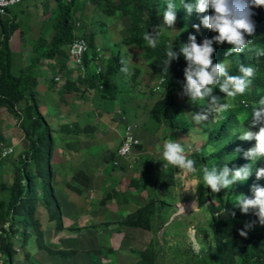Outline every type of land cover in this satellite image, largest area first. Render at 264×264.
Listing matches in <instances>:
<instances>
[{"label":"rangeland","instance_id":"rangeland-1","mask_svg":"<svg viewBox=\"0 0 264 264\" xmlns=\"http://www.w3.org/2000/svg\"><path fill=\"white\" fill-rule=\"evenodd\" d=\"M56 1L35 0L23 3L12 13L11 23L18 26L11 36V72L14 76H18L23 67L26 65L29 67L31 64L32 47L39 36L47 40L53 37L51 23L47 19L55 9ZM113 2L119 4V0H113ZM75 9L78 10L74 11L73 22L74 24L81 22V28L76 30L75 38L84 39L89 44L92 55L99 48L103 55L102 58L94 57L98 59V65L90 62L92 67L88 69L86 78L90 72L92 75L100 68L103 70L101 74L103 78H97L94 84H92L93 81L84 85L80 84L83 73L72 70L68 60L66 71L71 76L68 81L75 79L74 84L77 89L85 94L68 92L62 100L60 96L63 91H66L65 86H59L53 80L56 84L52 86L55 96L40 100L43 115L46 116L49 111L54 118L60 119L58 111L63 107L66 113L62 114L68 119V125H74L76 128L72 127L74 131L68 134L67 131H62L63 129L58 127L59 123H53L54 140L46 148L43 176L36 175V167L33 163H29L28 170L23 171L37 185L31 189L29 196L28 204L31 207L34 205L35 211L30 214V217L32 215L33 222L37 223L36 228L44 229L50 224L46 211L42 207L46 202L47 189L44 185L47 180H50L56 197L61 193L63 195L66 191L63 185H66L67 198L63 201H66L67 205H72L77 200V196L73 195L68 188V185L73 183L67 181L75 179L80 183L78 187L83 191V194L78 195L83 205L86 209H90L87 211L96 212L101 219L100 212L106 211L114 214V221H121L127 215L128 218L133 217L150 204H153L158 211L160 203L164 201L168 206L166 210H163L164 215H162L165 219H169L166 225H163V220V223L154 226V231L125 227L128 231L126 241L130 240L133 244L135 242V246L131 248L127 257L122 256L119 260L120 264H140L143 259V263L147 260V264H150L156 257V264H199L190 252L201 251V240L209 234V221L213 215L211 211L220 209V199H223L226 205L229 191L223 189L219 193H212L210 189L206 192L207 199L204 198L200 202L201 198L196 194L198 180L192 172L183 178L177 177L180 169L171 165L163 169L162 151L163 142L173 139L182 144L186 156L192 159L190 154L201 148L207 140L205 129L210 126L206 123L214 119V114L210 115L209 121L196 125L188 114L199 113L202 108L187 103L185 117L182 118L185 124L168 129L153 120L151 113L163 100L164 92L153 93L159 79L151 75L148 69L150 64L142 57L143 50L130 49L125 45V40L130 38L131 16L121 12L110 13L104 4L86 5L84 0H78ZM165 34L166 31H163L162 35L165 36ZM116 45L119 51L116 49L115 55L112 49ZM116 57L119 58V62L114 64L113 70H110L111 62ZM122 59L128 61L130 74L121 72ZM75 72L81 75L75 76ZM64 75H57L56 78L62 80L66 78ZM177 99L180 103L185 101L182 94H179ZM250 120L252 123V117ZM31 123L30 119L25 118V121H22V117H14L5 107L0 106V264H9L10 261L15 260L19 250L26 245V239L18 240L19 233L24 231L22 222L16 226L19 219L16 215L21 214L23 210L18 208V211L16 210L12 215L8 214L10 193L5 191L3 186L6 183L11 184L13 180V173L7 174L9 166L13 163L20 164V160H25V163L27 161L26 155L30 142L27 141L25 133L30 131ZM127 125L140 144L127 158L119 159L117 150L124 142ZM193 128H196V131L190 135ZM19 138L22 139L21 142L23 141L20 142L21 144ZM9 147H14V153L4 157V149ZM115 161H118V166L113 165ZM171 169L175 170L176 181L173 183L161 180L160 173H169ZM47 187L48 194L52 196L53 191L49 189V185ZM53 199L55 206L59 208V203L54 196ZM194 201L197 205L196 210L192 207ZM76 203L80 204V201L77 200ZM30 206L24 210L27 215H29ZM181 206L184 207V212H180ZM256 211L250 209L247 214H244L239 208L232 206L229 211H222L221 218L232 226L244 227L246 223H251L252 217L258 219ZM69 213L74 212L69 211ZM60 216H62L61 211ZM80 217L76 215V221L79 222ZM92 222L96 220L93 218ZM24 223L27 226V233L32 236L33 234L30 233L32 228L27 216ZM104 228L105 230H99L93 235L96 244L102 247L98 250L99 254H84L85 264H112L113 256L108 253L114 254V257L115 253L112 249L107 252L103 250V247L119 242L120 227H108V230ZM246 231L248 234L263 237L264 241V225L259 223ZM160 250L166 255L162 256ZM136 260L138 262H135Z\"/></svg>","mask_w":264,"mask_h":264},{"label":"trees","instance_id":"trees-1","mask_svg":"<svg viewBox=\"0 0 264 264\" xmlns=\"http://www.w3.org/2000/svg\"><path fill=\"white\" fill-rule=\"evenodd\" d=\"M78 0H72V3L67 5L62 0L56 1V7L51 16L47 19L51 23L53 37L50 40L39 36L38 40L32 47V62L29 67L20 71L18 76H14L11 72L12 68V52H11V36L18 29L17 25H13L12 19L2 20L0 18V106L5 107L14 117H22V121L28 118L32 121L30 131L25 133L27 141L30 142V148L26 156L27 161L20 160V164L13 163L9 166V172L13 173L11 184L3 186L5 191L10 193L7 212L12 215L18 208L23 211L30 205L29 196L31 189L36 187L23 171H27L29 163H33L36 167V175L43 176L45 165L46 148L54 140L51 125L47 122L46 117L39 109L37 100L34 96V91L38 86L39 68L44 61L52 60L55 62L53 71L59 75L65 74L64 77L71 79L70 74L66 71L68 64L67 49L73 43L75 38L76 23L74 24L75 5ZM185 3H192L194 0H184ZM86 5L97 6L104 4L110 13L121 12L124 15L131 16V28L129 29L130 38L125 40V45L130 49L143 50L142 57L145 62L149 63V71L152 76L160 79H165L163 85L164 98L160 101L151 117L158 123H161L168 129L178 127L179 124H185L182 118L185 117V106L187 103L195 107L206 108L210 104V98L193 103L188 96L184 95V103H180L177 97L183 93V84L185 83L184 69L187 67V62L182 55L178 60H173L169 69L164 72L163 64L166 60V52L169 46L173 47V51L179 53L180 46L188 42L189 35H195L197 42L202 43L204 38H212L217 35L211 30L200 25V31L197 32L193 25L200 24L202 16L212 14L209 9L203 14L193 12L189 15L181 4V0H175L177 5V20L172 29H165V36L161 35L159 42L155 48H151L144 40V35L150 32L155 25L162 24L163 11L167 9V0H119V4H115L113 0H84ZM84 6V4H83ZM82 6V7H83ZM255 13L252 17L256 24L255 35L247 37L252 40V43L242 53H233L230 57H225V52L230 49L231 45L224 43L223 45L214 44L215 52L213 55L214 63H223L226 60L227 71L230 75H239V66H252L256 69L255 75L250 78L251 83L243 95H238L235 98H227L226 94L220 92L218 86H214L213 95L220 98L221 103L230 105L229 109L215 122L206 123L210 127L205 129L206 134L205 144L190 154L192 160L195 161V172L193 176L198 180L196 186V194L200 197V202L207 199L206 192L210 188L203 185V169L208 167L222 168L225 164L229 168H237L245 164H252V161L246 160L243 156V151L248 150L255 145V141H241L237 132L232 135V130L244 128L251 131H258V127H251V117L253 107L261 97H264V56H257V51H264V8H253ZM81 23V22H80ZM81 28V27H80ZM175 31V33H172ZM90 49V48H89ZM119 51V48H118ZM91 52V50H90ZM120 53V52H118ZM116 55V54H115ZM99 57V54L92 55ZM86 66L91 67L89 58H86ZM98 59L95 63L98 64ZM119 62V58H114L110 65V70L114 69V64ZM89 69V68H88ZM118 71L116 72V74ZM97 78L102 79V75L91 72L87 76V80L80 79V84L94 82ZM53 85H56L54 82ZM106 86L108 84L106 83ZM104 89V88H103ZM65 90L69 93L84 95L77 89V86L68 81L65 85ZM205 125V124H204ZM72 127H64L68 134H72ZM76 128V127H75ZM213 148L212 151L209 149ZM119 150V149H118ZM117 150V151H118ZM223 162V164H221ZM264 168V158H261L253 165V174L246 182H238L229 189V198L225 205L224 200L220 199V209L212 212V219L209 221V234L201 240L202 248L199 253L191 251L190 254L198 261L199 264H264V241L261 236H254L247 233L246 237L239 235L240 230H246L242 226H232L227 221L221 218L222 211H229L235 204V197L245 195L252 198L251 187L253 184L264 186V179L257 180L255 170ZM159 177L165 182H175V170L171 169L169 173H160ZM22 182L24 184H22ZM46 186V202H44L45 210L52 221L56 220L57 206H55L53 196L48 194ZM49 189H51L49 187ZM52 191V190H51ZM206 196V197H205ZM36 199V198H35ZM34 199V202H35ZM168 208L166 202L162 201L158 211L153 204L141 209L133 217H129L124 222V225L135 229H144L154 231L153 228L159 223L169 222L165 219L163 210ZM18 211V210H17ZM21 212L16 213V226L22 222L25 233L27 234V226L24 223L27 216L30 227L33 225L34 205L30 206L29 215ZM218 215V216H216ZM250 222H255L254 226L259 224V218H251ZM17 231V229H15ZM156 233V231H155ZM160 233V229H159ZM159 233H156L159 235ZM206 241H208L206 243ZM152 248V247H151ZM150 248V249H151ZM162 256L166 253L160 250ZM177 253V252H176ZM187 255V254H185ZM154 257V255H152ZM157 258V257H156ZM153 259L150 264H156L157 259ZM144 259L140 264H147ZM162 264V263H160Z\"/></svg>","mask_w":264,"mask_h":264},{"label":"clouds","instance_id":"clouds-1","mask_svg":"<svg viewBox=\"0 0 264 264\" xmlns=\"http://www.w3.org/2000/svg\"><path fill=\"white\" fill-rule=\"evenodd\" d=\"M187 13L193 12L203 14L209 9L212 14L202 16L200 24L193 25L197 32L200 31V25L211 30L217 35L212 38H204L202 43L197 42L195 35H189L188 42L182 44L179 53L173 51L169 46L166 52V60L163 64L164 72L169 69L173 60H178L182 55L187 62L184 69L185 83L183 84L182 95L188 96L193 103L210 98V104L202 108L199 113L188 114L196 125H201L209 121L210 115L214 114V119H219L226 112L230 105L221 103L220 98L213 95L214 86H218L220 92L226 94L227 98H235L243 95L251 83L250 78L255 75L256 69L252 66H239V75H230L227 71L226 60L223 63H214L213 55L215 52L214 44L231 45L225 52V57L242 53L252 43L247 37L255 35L256 24L253 20V8H264V0H194L192 3H185L181 0ZM177 20V5L175 0H167V9L162 14V24L155 25L152 30L144 35V40L148 46L155 48L163 31L172 29ZM84 43L75 45L84 48ZM257 56H264V51H257ZM121 72L129 73L128 61L122 59ZM251 127H258V131H251L244 128L232 130V135L237 132L241 134L238 139L241 141H255V145L248 150L237 149V152L243 151L246 160L252 161V164H245L237 168H229L225 164L222 168L213 167L203 169V185L210 188L212 193H219L223 189H229L238 182H246L253 174V165L261 158H264V97H261L257 106L253 107ZM196 131L193 128L190 135ZM159 148V146H158ZM212 151V149H209ZM163 169L169 165L174 166L180 171L177 177L183 178L186 174L195 172V161L189 159L185 154V149L179 141L169 139L163 142L162 151ZM256 179H264V168L255 170ZM252 198L239 195L235 197L234 206L239 208L242 213L247 214L250 209H255L259 223L264 225V186L253 184L251 187ZM192 207L196 210L197 205L194 201ZM180 212H184V207H180ZM234 216L235 213L233 212ZM255 222L246 223L244 228L250 229ZM239 235L247 236L246 230H240Z\"/></svg>","mask_w":264,"mask_h":264},{"label":"crops","instance_id":"crops-1","mask_svg":"<svg viewBox=\"0 0 264 264\" xmlns=\"http://www.w3.org/2000/svg\"><path fill=\"white\" fill-rule=\"evenodd\" d=\"M13 9L14 11L12 13L15 12V9H17V7L16 8L14 7ZM116 49L118 51L117 45L114 47V49H112L114 54L115 52H117ZM27 66L28 65L23 67V69H25ZM54 68H55V62L53 65L52 60H48V63L43 62V64L39 68L40 74L38 75L39 76L38 86L34 91V96L35 99L38 101L39 109H41L40 108L41 99L42 100L51 99V97L55 96V93L52 90V86H53L52 83L53 80L56 78V76L59 74L52 70ZM77 75H79L78 72H75V76ZM67 82L68 79L66 77L62 79L61 84L63 85L60 84L58 85L65 86ZM72 83L73 84L75 83V79L74 81L72 80ZM66 95H68V91H63V94L62 96H60V98L64 100ZM64 112L65 111L63 107L59 109L58 115H60V119L57 117L54 118L52 115H50L49 111L46 116L44 115L47 119V122L51 125L53 132L55 130L53 123H59L58 127H61V129H63L62 131H68L67 128L66 130L64 129V127H68V119L66 118V116L62 114ZM21 140L19 141V143L21 142ZM67 182H72L74 184V185L73 184L68 185V188L73 192V195L77 196V200L80 201L81 205L76 203L77 200L74 202V204L72 205L70 204L71 206L67 205L66 201H63L64 198L65 199L67 198L66 185H63L66 188V191L63 192V195L61 193L58 194V196L56 197L54 190L50 185V180H47L46 184L49 185V187L53 191L52 196H54V198H56V200L59 203V208H57L56 211V220L52 221L49 218V215L45 210V207L42 206L46 211V216L50 224L44 227V229H40L37 226L39 228L38 229L36 228L37 223L32 222L34 225L30 227L32 228L30 230V233L33 234L32 236H29L28 233L26 234L25 231L23 232L21 231L22 233L21 232H20L21 234L19 233L20 236L18 237V240L25 241L26 239V245L23 248H21V250H19L20 252L17 255L16 259L10 261L9 264H85L83 262L84 254L98 255L99 254L98 250H101L102 248L101 246L96 244V241L94 240V236H93L94 233L97 234L99 230H105L104 227H106V230H108V227H115V226L120 227V231H119L120 234L118 237L119 242L117 244H112L109 247H103L104 248L103 250L108 252L112 249L113 253H115V257L114 254L108 253V255L113 256L112 264H120L119 260H121L122 256L125 257L128 256L131 248L135 246V242L133 244V242L130 240H129L130 242L126 241L128 239L127 237L128 231L125 230V227L127 226L124 225V222L128 218V215L125 216L121 221H114L115 220L113 219L114 214H111L106 211H102L100 212V214L102 215V219H101L96 212L87 211L90 209H86V207L83 205L82 201L80 200L79 196L83 194V191L78 187L80 183L75 181V179L74 180L70 179ZM83 189L86 188L83 187ZM60 211L62 212V216H60ZM69 211H72L74 213L71 214L69 213ZM76 215L81 216L79 222L76 221L75 219ZM93 218L96 220V222H92ZM104 223L106 224L103 225ZM61 253L64 254L61 255ZM135 262H138V260H136Z\"/></svg>","mask_w":264,"mask_h":264},{"label":"built area","instance_id":"built-area-1","mask_svg":"<svg viewBox=\"0 0 264 264\" xmlns=\"http://www.w3.org/2000/svg\"><path fill=\"white\" fill-rule=\"evenodd\" d=\"M35 0H0V17H5L7 19H12L11 15L13 12V8L18 7L19 5H22L23 3H28L32 2ZM64 3L67 5L72 3V0H62ZM12 9V11H11ZM81 27V23L79 22L78 24L76 23V28L79 29ZM80 42L84 43V48L80 49L79 47L76 48L75 51H73V48L75 45H78ZM68 59L70 66L72 67V70L79 71L82 74V79L87 80L86 74L88 72V66H86V58H89L90 62L95 63L94 56H92L90 49H89V44L82 38H76L73 43L68 47ZM96 54H99V58H102V50L98 49L96 51ZM96 64V63H95ZM99 64V62H98ZM96 64V65H98ZM92 67V65H91ZM103 72L102 68L97 70V74L101 75ZM81 75V74H79ZM54 82L57 84H61L62 80L59 78H55ZM165 83V79H160L158 81L157 86L155 87V90L153 91L154 94H158L161 92H164L163 90V85ZM126 133H125V139L122 144V146L118 150V158L119 159H124L127 158L129 155L132 154V152L137 148V146L140 144L139 140L131 133V128L129 125H127V128H125ZM14 153V147H9L4 149V157H8ZM113 165L118 166L119 163L118 161H115Z\"/></svg>","mask_w":264,"mask_h":264}]
</instances>
